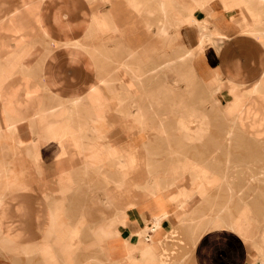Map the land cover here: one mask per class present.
Instances as JSON below:
<instances>
[{"label":"crops","instance_id":"0c3cea01","mask_svg":"<svg viewBox=\"0 0 264 264\" xmlns=\"http://www.w3.org/2000/svg\"><path fill=\"white\" fill-rule=\"evenodd\" d=\"M190 1L0 0V264H264V229L256 231L261 204L247 200L234 177L221 178V207L227 210L215 211V182L206 185L200 201L195 197L183 207L179 190L191 188L167 190L168 178L180 176L165 169L156 178L154 166L165 162L140 161L136 151L147 139L135 125L166 117L160 114L165 109L150 105L159 101L152 99L150 70L166 64L154 57L164 42L177 44L176 62L168 63H177L178 73L185 52L187 70L206 91V107L212 102L227 113L228 144L239 145L244 136L264 142V19L247 4ZM134 14L142 17L138 34ZM98 30L114 38L111 52L120 72L115 79L105 73L110 53H102L104 44L86 43ZM158 34L157 44H143L140 52L125 38L144 41ZM238 103L244 104L241 114ZM156 131L166 142L159 120ZM225 148L221 165L238 166L230 159L232 146ZM260 168L249 182H264ZM54 178L60 195L47 188L41 198L44 190L39 193L35 183ZM227 183L235 189L231 206ZM83 184L102 191H86ZM134 188L143 199L137 195L135 201ZM180 224L192 244L180 241V252L165 263L166 247L179 241L167 235ZM4 251L24 257L11 259Z\"/></svg>","mask_w":264,"mask_h":264},{"label":"rangeland","instance_id":"374dc122","mask_svg":"<svg viewBox=\"0 0 264 264\" xmlns=\"http://www.w3.org/2000/svg\"><path fill=\"white\" fill-rule=\"evenodd\" d=\"M212 1V0H211ZM209 1V2H211ZM226 5L230 4H247L252 7L250 9L254 11H258L256 14L260 12V17L264 19V3H260L259 0H221ZM247 1V2H246ZM251 1V4H249ZM254 1V2H253ZM258 1V2H257ZM183 2L190 3V0H183ZM192 3L193 0H192ZM255 5V6H253ZM256 7V8H255ZM258 7V8H257ZM191 9L195 11V9L199 8L197 6H190ZM255 9V10H254ZM261 11H260V10ZM263 10V11H262ZM263 13V14H262ZM251 20H254V16H251ZM259 19V18H258ZM137 20V21H136ZM134 22L138 28L135 29L133 34L141 33V25H142V17L139 15L134 14ZM262 24L259 25V28H261L264 31V20L261 22ZM139 29V31H138ZM150 33H153L152 31ZM107 35L109 34L106 33ZM128 40H130V43L135 48V52H140L142 47L145 45H149L148 47H152L154 44H157L158 38L149 37L144 39H138L137 37H125ZM114 38L113 37H106L105 33L103 31H97L92 37L86 38V43L89 44V46H100L104 44L102 53H110V59H105L106 67H105V73L107 76L114 79L117 76H120V72L116 71V66L113 59V54L111 50L114 48ZM163 46L160 47L159 52L162 58H160V55L154 54V52H150V56L154 57L158 56V59L161 61H165L166 64H163L162 62L160 66H153L155 67L154 70H150V79H151V91L153 90V94L156 99L159 100L157 102H153L150 105L155 106L157 109H165V113L160 112V114L165 115L164 118H149L150 123H148L145 127H138L135 125V128H138L140 131L145 132V134H141L140 136L145 137L144 140L147 139V144L145 145V148L147 146L148 150L151 151L152 149L155 151L153 153L155 156L149 157L148 151L143 149L141 145H138L136 148V151L139 152V158L140 161H151L152 163H157L158 161L163 163L165 162V165L163 166H154L155 168H158L159 175L156 176V178H162L164 177L163 172L165 169H167V172L174 173L175 175L180 176V178H174L176 182V188L180 186H188L191 189H199L201 192V195L203 196L204 190L206 188V185H210L213 182H215V189H212L213 191V202H214V208L215 211H217L221 207V200L225 198L226 192L221 191V188L223 186L222 182V175L225 174L226 176H230L231 178H235L234 182L237 186V189L242 188V193L247 200L258 204H261V207L259 208L261 211V216L256 214L257 217L261 219V217L264 219V182L259 181H251L249 180L254 179L255 175H260L261 168L260 166H264V142L262 144L258 143H252L247 139L246 136H244V140H242L239 145L237 141H233V144H228L226 141L224 135V129L227 130L229 128L228 126V120H224L227 118H224V116L227 114L225 111H222L214 103L211 102L210 109L207 106V102H205V93L203 87L198 85L197 83H194V76L193 74L187 70V56L185 55V52L182 56V63H181V73H178L176 69H172L174 64L173 62L168 63L169 59L174 58V52L173 48L177 47L176 42L171 43V45L167 44V42H164ZM144 44V45H143ZM161 44V43H160ZM174 47L172 48V46ZM176 45V46H175ZM162 51V53H161ZM159 54V53H158ZM137 55L135 54V57ZM158 60V61H160ZM168 63V66H167ZM163 64V65H162ZM177 64V63H176ZM165 66V67H164ZM150 67L151 61H150ZM165 68V69H164ZM164 72V73H163ZM135 77H137V71L134 72ZM141 74V72L139 71ZM139 83L142 81L141 75L138 77ZM115 82H119L118 80ZM164 82L167 84V86H164ZM165 88V89H164ZM254 88H251L249 90V94L251 95V92ZM174 90V91H173ZM108 92V91H107ZM210 99V98H209ZM225 104V103H224ZM239 104V103H238ZM223 104H221V107L223 108ZM240 109H244V104L238 106ZM236 109V107H235ZM156 114H159L158 112H155ZM242 113V111L240 112ZM224 115V116H223ZM161 121L160 123H164L163 126L167 132L166 134V142L162 140L161 136L159 137L157 135L156 131V123ZM226 123L225 125L222 123ZM264 135V133H262ZM136 136V135H134ZM264 138V136H262ZM251 139V138H249ZM170 140V141H169ZM145 144V141H144ZM227 146H232L230 153H233L231 156V161L238 162V166H226L223 167L221 165V161L225 162L227 158L228 150ZM239 146V147H235ZM222 147V148H221ZM167 149V150H166ZM162 163V162H161ZM162 163V164H163ZM246 164H250L247 167ZM257 167V168H254ZM259 167V168H258ZM262 171L264 172V168H262ZM178 173V174H177ZM183 174V175H182ZM207 175L213 176L214 178H206ZM194 178H189L193 177ZM155 177V176H154ZM250 178V179H249ZM26 179L31 182L30 177H26ZM142 178H135V181L141 180ZM148 178H144V180H147ZM171 179V178H168ZM207 179H214L212 181H208L207 184L204 183ZM198 180H202V182H198ZM248 180V181H247ZM58 181V180H57ZM57 181L54 178V183H46L39 181L38 183H35L40 187L39 193L44 190V192L41 194V198L45 197L46 189L50 188L49 190L53 189V192L51 194L60 195L58 192V189L60 188L57 184ZM134 181V182H135ZM27 182L29 185L30 183ZM133 182V184H134ZM246 184V187L244 185ZM203 185L202 187H199ZM226 189L230 193V206L232 205V198L235 194V189L232 187V184H225ZM84 188V184L82 185ZM30 187V186H29ZM28 191L31 190V188ZM231 187V188H230ZM82 188V189H83ZM110 188V185L108 186ZM201 188V189H200ZM86 191L91 190L92 192H99L101 193L102 189L92 186L91 188H88L87 186L84 188ZM193 189V190H194ZM33 190V189H32ZM232 190V191H231ZM165 193H168L166 191ZM134 194H135V201H137V195H140V199H143L142 192L136 190L134 188ZM76 198V197H75ZM78 200V198H76ZM75 199V200H76ZM91 199V198H88ZM40 197L36 201L37 204L40 203ZM87 200V199H86ZM92 200V199H91ZM200 201V200H199ZM102 205H104L102 203ZM73 214H77V208H72ZM226 207L219 209V213L222 211H225ZM227 210V209H226ZM223 214V213H222ZM105 216V215H103ZM262 219V222L260 223V227L257 228V233L260 234L261 230L264 229V221ZM168 238L177 239L176 245L167 246L166 252L163 256H165L164 260L165 263H168L170 259H173V257L180 252V241L183 242H191V237H189V233L187 232V229L180 224L177 226V229L173 230L169 235H167ZM5 252V251H4ZM7 257H10L13 259L15 255H17L18 258L23 256L21 253H14L10 254L8 252H5ZM35 259V258H34ZM18 264H30L28 262H22L19 260ZM32 264H39L38 262L32 263Z\"/></svg>","mask_w":264,"mask_h":264},{"label":"bare ground","instance_id":"6f19581e","mask_svg":"<svg viewBox=\"0 0 264 264\" xmlns=\"http://www.w3.org/2000/svg\"><path fill=\"white\" fill-rule=\"evenodd\" d=\"M147 1V0H146ZM169 1V0H168ZM248 1V0H247ZM246 1V2H247ZM260 1V3H264V0H259ZM254 2V1H253ZM258 2V1H257ZM172 3H174L173 1H172ZM244 4V3H243ZM248 4V3H247ZM249 4H251V1H250V3ZM170 6H171V4H169ZM202 5V4H201ZM252 5V4H251ZM170 6H169V9H171L170 8ZM177 6V5H176ZM205 6V5H204ZM202 8V7H201ZM256 8V7H255ZM258 8V7H257ZM168 9V10H169ZM203 9V8H202ZM251 9H252V7H251ZM162 10V9H161ZM175 10V9H174ZM182 10V9H181ZM192 10V9H191ZM255 10V9H254ZM260 10V9H259ZM145 11V10H144ZM173 11V10H172ZM261 11V10H260ZM263 11V10H262ZM171 12V11H170ZM254 12H258V11H254ZM168 13V12H167ZM173 13V12H172ZM182 13V12H181ZM264 13V12H263ZM262 13V14H263ZM165 14V13H164ZM169 14V13H168ZM171 14V13H170ZM188 14V13H187ZM259 14V16H260V12L258 13ZM177 15V14H176ZM181 15V14H180ZM179 15V16H180ZM185 15V14H184ZM171 16H172V14H171ZM183 16V15H182ZM181 17V16H180ZM169 18V17H168ZM173 18V17H172ZM181 18H183V17H181ZM187 18H189V17H186L185 16V19H187ZM171 19V18H170ZM169 19V20H170ZM184 19V18H183ZM184 19V20H185ZM176 20V19H175ZM194 20H196V19H194ZM167 21H168V19H167ZM169 23V22H168ZM170 24V23H169ZM178 24V23H177ZM165 27H166V24H165ZM169 28V27H168ZM161 33V32H160ZM169 33V32H168ZM158 36H159V34H158ZM161 36V35H160ZM164 38V37H163ZM168 38V37H167ZM205 38H206V36H205V34L204 35H202L201 37H200V46L203 44V42L205 41ZM162 41V40H161ZM166 41V40H165ZM168 41V40H167ZM179 53V52H178ZM184 53V52H183ZM177 55V54H176ZM190 55V54H189ZM183 56V55H182ZM182 56H180L179 57V59L182 57ZM173 59V58H172ZM188 59V58H187ZM181 60V59H180ZM172 61V60H171ZM188 61V60H187ZM173 62H176V61H174V59H173ZM170 63V62H169ZM156 64V63H155ZM173 64H175L176 65V63H173ZM163 65V64H162ZM170 65H172V64H170ZM174 65V66H175ZM179 65V64H178ZM160 66V65H159ZM167 66H168V63H167ZM173 66V65H172ZM161 67V66H160ZM169 67V66H168ZM177 67V66H176ZM165 69V68H164ZM173 69V68H172ZM154 70V69H153ZM164 73V72H163ZM221 82V84L223 83L222 81H220ZM220 84V83H219ZM145 85V84H144ZM167 85V84H166ZM223 85V84H222ZM168 87V86H167ZM221 88V87H220ZM204 89V88H203ZM220 91V90H219ZM257 92H256V88H254L253 90H252V92H251V95L250 96H253V95H255ZM239 104H236V110L237 111H239L238 113L239 114H241L240 112L241 111H243V109H240L239 107ZM142 113V112H141ZM70 116V115H69ZM139 116V115H138ZM137 116V117H138ZM143 116V115H142ZM224 116V115H223ZM72 117V116H71ZM224 118H227V114L224 116ZM224 120H227V119H224ZM13 121V120H12ZM143 121V120H142ZM141 122V121H140ZM159 122H161V121H159ZM165 123V122H164ZM163 123V124H164ZM141 124V123H140ZM232 128H233V126H232ZM163 133H164V131H163ZM167 140V139H166ZM170 141V140H169ZM120 158V157H119ZM160 163V162H159ZM183 175V174H182ZM169 181H166L167 183H166V189L167 190H173L175 187H176V180L174 179V178H171V179H168ZM173 180V181H172ZM172 181V182H171ZM203 185H201V186H199V187H202ZM204 187V186H203ZM231 188V187H230ZM163 189H164V187H163ZM194 189V188H193ZM188 189V193L187 192H185L186 191V189H180L179 190V196H181V199L183 200V207H185L186 206V204L189 202V200L190 199H193V198H197L198 199V201L199 200H201V197H202V195H201V192H200V190L199 189ZM201 189V188H200ZM232 191V190H231ZM208 198V197H207ZM181 207V206H180ZM230 218L231 217H229V220H230ZM230 222V227H232V229H233V225H232V223L233 222H231V220L229 221Z\"/></svg>","mask_w":264,"mask_h":264}]
</instances>
